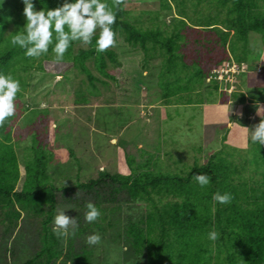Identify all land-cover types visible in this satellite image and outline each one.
<instances>
[{"label":"trees","instance_id":"obj_1","mask_svg":"<svg viewBox=\"0 0 264 264\" xmlns=\"http://www.w3.org/2000/svg\"><path fill=\"white\" fill-rule=\"evenodd\" d=\"M189 1L194 8L198 5L196 18L187 12ZM202 1L161 0L163 8L174 5L177 16L182 18V22H173L172 31H168L159 24L144 27L130 19L127 0H104L115 13L111 25L113 44L98 51L97 28L86 48L79 40H70L63 59L77 65L92 86L97 78L86 63L89 59H93L100 74L112 78L108 63H118L113 45L119 34L127 44L143 52L146 63L161 57L158 85L165 104L173 98H183L184 94L188 96L187 102L192 103L191 94H201L212 68L204 69L198 60L187 61L184 30L214 32L224 50L229 44L238 63L249 53L251 34L260 35L264 41V0H206L213 12L199 10ZM64 2L33 0L34 10L56 8ZM23 7L22 0H0V72L10 74L19 84L25 83L20 72L40 66L37 60L52 52L49 44L47 52L27 57L24 49L11 43V37L25 23ZM228 59L219 60L214 68H220ZM212 87L218 90V81L207 86ZM256 101L264 105V86L240 95L241 103L256 106ZM262 118L264 112L260 113L258 123ZM9 126L10 117L0 122V226L10 233L24 221V213L29 218H41L39 248L22 264H92L93 250L83 236L94 230L106 233L103 223L115 226L110 216L124 205L136 202H144L146 211L128 218L124 224L118 221L122 229L114 240L127 246L133 255L144 257L146 264H264V145L251 141V158L240 161L236 152L219 149L206 162L195 161L178 172L157 168L150 161L140 164L129 157L127 174L101 170L87 181L58 186L49 172L51 154L37 139L33 140L21 171ZM199 174H207L209 183L199 185L194 178ZM216 192L230 193V201L214 200ZM87 202L100 212L95 221L84 219ZM60 203L74 205L73 210H78L76 223L64 243L52 227ZM211 230L219 233L215 241L207 237Z\"/></svg>","mask_w":264,"mask_h":264},{"label":"rangeland","instance_id":"obj_2","mask_svg":"<svg viewBox=\"0 0 264 264\" xmlns=\"http://www.w3.org/2000/svg\"><path fill=\"white\" fill-rule=\"evenodd\" d=\"M188 6L189 16L198 17V5L194 8L189 1ZM208 7L209 3L203 0L199 10L213 12ZM126 8L129 18L144 27L159 24L172 31L173 22H182L174 5L163 8L161 0H127ZM184 35L187 61L198 60L204 69L212 68L201 94H191L192 103L187 102L188 96L184 94L183 98L179 96L165 104L158 85L161 57L146 63L143 52L127 44L119 34L113 45L118 63H108L112 78L100 74L93 59L86 62L97 78L94 86L70 60L55 61L53 52L37 60L40 66L20 72L25 83L20 84L14 98L9 131L21 171L34 139L50 152L49 172L58 186L87 181L101 170L127 174L129 157L137 163L150 161L157 168L173 172L184 170L195 161L204 163L219 149L236 152L238 161L251 158L250 136L260 113L253 104L241 103L240 95L264 86L262 37L250 35L249 53L238 63L229 44L224 50L214 32L187 28ZM225 57L229 59L220 68H214ZM229 63L244 64V72L234 76L230 72L226 79L216 80L218 90L207 88L213 85L218 69L227 68ZM198 98L201 102H197ZM74 207L60 203L57 212L63 211L76 221L78 210ZM145 211L144 202L124 205L109 218L115 226L103 223L106 233L94 230L84 235L85 242L93 233L101 237L97 244L86 242L93 250L92 264H146L144 257L133 255L127 246L114 240L122 229L118 221L124 224ZM23 217L24 221L13 232L6 233L5 227L0 226L1 263L22 264L39 248L41 218H29L25 213ZM73 225L67 226L66 233ZM59 237L64 243L66 236Z\"/></svg>","mask_w":264,"mask_h":264},{"label":"clouds","instance_id":"obj_3","mask_svg":"<svg viewBox=\"0 0 264 264\" xmlns=\"http://www.w3.org/2000/svg\"><path fill=\"white\" fill-rule=\"evenodd\" d=\"M23 15L25 23L21 31L11 37V43L24 49L27 57H38L47 52L49 44H52V52L55 53L54 60L59 61L69 47V41L79 40L87 44L91 42L94 30L99 28V34L95 41L98 51L104 50L113 44V31L111 25L115 21V13L109 8L104 0H66L61 6L34 10L33 0H22ZM53 33L55 42L53 43ZM30 45V46H29ZM20 89L17 79L10 74L0 72V122L14 114V98ZM256 112H264V107L256 101ZM250 140L253 143L264 145V118L255 125ZM197 183L204 186L209 183L207 174L194 176ZM213 199L220 203H227L231 199L230 193H213ZM84 219L88 222L95 221L99 217L98 208L91 202L85 205ZM53 231L58 236H66L65 229L69 224L76 221L70 219L63 211L57 212L53 218ZM210 240H217L219 233L211 230L207 233ZM101 237L98 233L86 237L90 245L97 244Z\"/></svg>","mask_w":264,"mask_h":264},{"label":"built area","instance_id":"obj_4","mask_svg":"<svg viewBox=\"0 0 264 264\" xmlns=\"http://www.w3.org/2000/svg\"><path fill=\"white\" fill-rule=\"evenodd\" d=\"M245 66L244 64H236V63H229L227 65V68H221L218 69V75H216L214 78L215 80H222L226 79V77L230 76L229 73L232 72V75L234 76L236 73L244 72ZM225 82H228V80H225Z\"/></svg>","mask_w":264,"mask_h":264}]
</instances>
